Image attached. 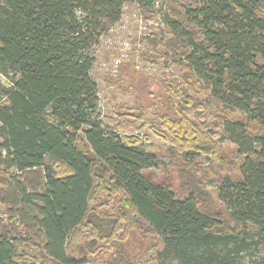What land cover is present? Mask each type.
Listing matches in <instances>:
<instances>
[{
	"label": "trees",
	"instance_id": "obj_1",
	"mask_svg": "<svg viewBox=\"0 0 264 264\" xmlns=\"http://www.w3.org/2000/svg\"><path fill=\"white\" fill-rule=\"evenodd\" d=\"M132 1L0 0V264H243L264 251V0H160L170 40L143 36L135 53L180 69L167 83L177 117L155 115L164 131L141 105L99 110L96 53ZM139 12L158 18L144 0ZM146 128L176 150L162 176ZM211 174L224 177L208 190Z\"/></svg>",
	"mask_w": 264,
	"mask_h": 264
},
{
	"label": "rangeland",
	"instance_id": "obj_2",
	"mask_svg": "<svg viewBox=\"0 0 264 264\" xmlns=\"http://www.w3.org/2000/svg\"><path fill=\"white\" fill-rule=\"evenodd\" d=\"M146 7L158 15L156 21L146 22L139 12L140 0H133L125 5L123 16L119 24L113 26L108 35L101 41V45L96 53V64L92 72V77L99 90V110L104 116L113 115L114 106L121 104L129 108H136L141 105L147 113V119L159 131H164L161 123L155 115L168 114L176 118L175 109L168 103L170 97L167 83L180 78V69L173 67L171 70L164 68L162 63L153 65L144 60L135 49L144 51V44H139L136 40L141 37L155 34L163 43L170 40L166 30L170 26V17L166 6L160 0H144ZM161 51H165L161 48ZM135 54V55H134ZM126 59L127 66L123 68L121 76H116L118 62ZM10 82L0 73V93L3 88L9 87ZM205 87V85L203 84ZM190 94L195 98L199 97L205 102L206 107L211 111V105L206 102L203 95L198 96L191 90ZM177 111H182L191 121L196 122L198 113L186 106H180ZM176 116V117H175ZM137 135L138 133H134ZM140 135L143 141V148L146 152L156 157V163L161 169H156L159 176L161 170L171 169V160L176 158V150L163 139L146 128ZM144 137L150 140H145ZM229 160H234L236 155L232 152L233 146L222 143ZM205 156H196L195 162L207 171L209 162ZM227 174V173H226ZM224 177V176H223ZM223 177L211 174V184L208 190L217 188ZM181 193L176 192L177 198H182ZM144 244L140 246L141 254L146 252V241L137 237ZM264 256L261 253L253 252L241 257L243 264H263L258 258ZM239 261V262H240Z\"/></svg>",
	"mask_w": 264,
	"mask_h": 264
},
{
	"label": "built area",
	"instance_id": "obj_3",
	"mask_svg": "<svg viewBox=\"0 0 264 264\" xmlns=\"http://www.w3.org/2000/svg\"><path fill=\"white\" fill-rule=\"evenodd\" d=\"M124 60H126V59H124ZM121 61V60H120ZM120 61L118 62V64L120 63ZM118 66V65H117Z\"/></svg>",
	"mask_w": 264,
	"mask_h": 264
}]
</instances>
